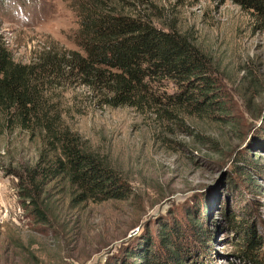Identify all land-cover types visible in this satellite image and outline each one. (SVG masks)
I'll return each mask as SVG.
<instances>
[{
	"label": "rangeland",
	"instance_id": "374dc122",
	"mask_svg": "<svg viewBox=\"0 0 264 264\" xmlns=\"http://www.w3.org/2000/svg\"><path fill=\"white\" fill-rule=\"evenodd\" d=\"M150 2L156 27L173 28L205 56L223 110L185 135L130 108L100 107L85 87L61 81L51 94L64 123L110 161L130 194L79 206L67 218L76 216V231L51 234L25 216L6 170L10 160L31 159L32 144L24 133L0 134V264H141L166 231L186 252L181 264H250L244 235L264 256V18L228 0ZM75 30L69 0L0 3V34L15 62L47 48L78 51Z\"/></svg>",
	"mask_w": 264,
	"mask_h": 264
},
{
	"label": "trees",
	"instance_id": "16d2710c",
	"mask_svg": "<svg viewBox=\"0 0 264 264\" xmlns=\"http://www.w3.org/2000/svg\"><path fill=\"white\" fill-rule=\"evenodd\" d=\"M228 1L264 18V0ZM69 4L76 19L73 43L78 51L47 48L22 64L13 61L0 34V134L24 133L33 146L31 159L10 160L6 170L16 179L25 216L33 224L46 225L51 234L76 231V216L67 218L80 211L79 206L123 201L130 194L110 161L64 123L58 95L51 94L61 81H76L100 107L130 108L165 129L177 125L185 135L195 130V123L210 121L212 113L223 110L205 56L173 28L152 23L159 13L150 0ZM146 8L153 12L148 14ZM174 236L177 233L168 231L159 236L160 250L144 251L141 264H181L186 252ZM6 239L14 249L20 248L10 234ZM244 239L243 257L250 264H264L255 241L248 235Z\"/></svg>",
	"mask_w": 264,
	"mask_h": 264
}]
</instances>
